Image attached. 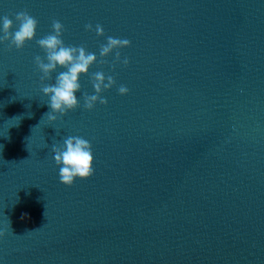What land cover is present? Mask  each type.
<instances>
[{
    "label": "water",
    "instance_id": "water-1",
    "mask_svg": "<svg viewBox=\"0 0 264 264\" xmlns=\"http://www.w3.org/2000/svg\"><path fill=\"white\" fill-rule=\"evenodd\" d=\"M22 10L34 39L0 44V264H264V0H0L10 31ZM53 19L97 56L81 91L116 84L49 122L33 58ZM108 36L127 66L99 63ZM68 136L94 157L71 186L52 152Z\"/></svg>",
    "mask_w": 264,
    "mask_h": 264
},
{
    "label": "clouds",
    "instance_id": "clouds-1",
    "mask_svg": "<svg viewBox=\"0 0 264 264\" xmlns=\"http://www.w3.org/2000/svg\"><path fill=\"white\" fill-rule=\"evenodd\" d=\"M14 19L17 29L13 32V20L7 15L0 18V44L7 42V49L21 50L27 42L34 39L38 21L27 10L15 13ZM85 31H94L97 37L104 36L103 27L96 24L93 29L91 23L86 24ZM65 31L63 24L56 19L52 20L51 33L36 40L37 46L44 52V56L35 55L33 62L37 70L41 73V92L48 99L49 111L45 113L49 122H54L58 117H63L67 112L80 106V101L76 93H81L83 107L92 110L96 103L107 104V99L101 93L109 90L116 84L112 75H105L103 71H96L89 75L94 94L89 95L86 91H81L80 76L88 75L89 68L97 62L95 53L86 51L84 45H65L62 34ZM130 46V41L126 38H116L108 36L106 43L100 45V64H106L104 58L115 51V55L110 69L115 68L117 63L127 66L129 59L124 57L121 60L119 49ZM64 69L55 76L54 83L45 84L44 81L52 79V73L56 70ZM129 89L125 85L118 87V94L126 95ZM55 164L59 167V181L65 186H71L77 178L84 180L93 175V153L91 143L83 137L68 136L60 146L53 145ZM37 230V229H36ZM35 231V230H34ZM4 233L0 232V236Z\"/></svg>",
    "mask_w": 264,
    "mask_h": 264
}]
</instances>
